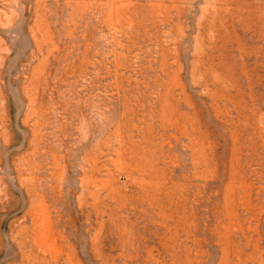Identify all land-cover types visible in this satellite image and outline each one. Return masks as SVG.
<instances>
[{
    "label": "rangeland",
    "instance_id": "374dc122",
    "mask_svg": "<svg viewBox=\"0 0 264 264\" xmlns=\"http://www.w3.org/2000/svg\"><path fill=\"white\" fill-rule=\"evenodd\" d=\"M0 264H264V0H0Z\"/></svg>",
    "mask_w": 264,
    "mask_h": 264
}]
</instances>
